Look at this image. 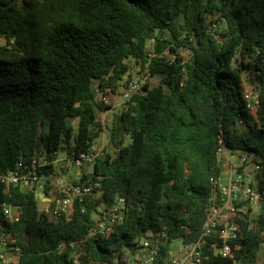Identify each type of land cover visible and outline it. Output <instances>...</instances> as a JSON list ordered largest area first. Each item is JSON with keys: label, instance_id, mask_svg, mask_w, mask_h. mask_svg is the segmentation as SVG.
Here are the masks:
<instances>
[{"label": "trees", "instance_id": "obj_1", "mask_svg": "<svg viewBox=\"0 0 264 264\" xmlns=\"http://www.w3.org/2000/svg\"><path fill=\"white\" fill-rule=\"evenodd\" d=\"M0 39V176L21 163L39 179L0 181V264H126L124 252L147 250L146 239L158 246L155 264H171L173 241L200 242V264H264V0H0ZM135 65L148 79L118 116L113 152L72 184L100 187L73 196L69 218L53 203L42 211L39 194L98 143V111L111 108L101 98L121 95ZM222 148L259 166L261 197L256 218L236 202L240 232L226 258L215 254L220 234L203 229ZM118 198L112 233L91 236Z\"/></svg>", "mask_w": 264, "mask_h": 264}, {"label": "built area", "instance_id": "obj_2", "mask_svg": "<svg viewBox=\"0 0 264 264\" xmlns=\"http://www.w3.org/2000/svg\"><path fill=\"white\" fill-rule=\"evenodd\" d=\"M152 44L153 42H151L150 46H152ZM147 79L148 77L144 75L135 79L132 78L125 80L120 96L127 103L132 99L133 96L137 94H143V86ZM113 97V94L107 93L102 96L101 99L105 104L110 105ZM246 98L248 100V107L250 110L252 112H256L259 105L257 96L253 95L252 92H249L247 89ZM224 151L225 150L223 148L219 149L220 156ZM105 153L106 151L102 147H100L98 144H94L86 154H82L75 161L74 167L80 171L84 170L93 165L97 158L103 156ZM239 162L240 165H236L234 167V177L227 186L222 185L220 181L218 182L219 192H216L213 195L211 206L208 210L207 218L203 228L204 236H209L215 232L220 234V238L224 240V245L223 247L216 249L215 254L221 255L225 258L233 256L229 242L233 239H236L238 233L240 232L239 224L231 220L232 214L236 213V202H248V204L260 209V194L251 182L246 183L245 174L239 172V168H241V166L246 164L249 165L252 161L246 157H243L239 160ZM22 168V164L19 163L15 170L9 171L8 173L0 176V181L7 188H10L12 185H21L23 187H27L30 184L39 182V179L35 173L31 174L25 172V170ZM252 168L253 170L257 171L259 166L252 164ZM99 187L100 184L94 185L93 183H88L84 186L72 185L70 187L61 185L60 191L55 193L54 200H51L52 196L49 195L47 198H50L49 201L55 206L56 217H59L63 214L69 218L73 214V196L89 195L93 193L95 188ZM41 194H39V196H41ZM124 204L125 199L118 198L110 212L96 220L94 228L91 231V236L98 234L109 236L113 231L114 225L121 219V210L124 208ZM226 208L229 210V215L224 217L223 210ZM3 210L6 217L11 222H18L20 220V212L17 208L9 204H4ZM220 227L222 228L219 229ZM142 244L147 249L148 254L144 260L140 259L139 264H155L156 257L158 255V246L155 245L153 241L148 239L144 240ZM3 245L6 246V243ZM70 246L72 248L74 247L72 244ZM199 246L200 242L192 246L179 248L178 251L174 252L171 259V264H200L201 258L198 252ZM66 248L67 245L62 244L59 246L58 250L63 252Z\"/></svg>", "mask_w": 264, "mask_h": 264}, {"label": "rangeland", "instance_id": "obj_3", "mask_svg": "<svg viewBox=\"0 0 264 264\" xmlns=\"http://www.w3.org/2000/svg\"><path fill=\"white\" fill-rule=\"evenodd\" d=\"M220 26H221L222 29L224 28V24L223 23H221ZM4 44H6V41L3 40V39H0V45H4ZM183 53H184L185 56H188L187 52H183ZM138 70H139V68L135 65L133 70H132V73H131L132 78L135 79V78L139 77ZM151 82H152V84L156 85L158 83V80L157 79H153ZM247 89H248L249 92L250 91L252 92V88L250 86H247ZM104 113H105V111H102V112L98 111L99 120L100 121L103 120L104 123L107 125V130H106L107 134L104 135V138H103V140H101V143H99L100 144L99 146L102 147L105 151H108V152L112 153L113 150H114V146H113L112 142L110 141V137H111L110 135L115 130L118 116H117V114H112V113L111 114H104ZM230 154L237 155L238 153L230 152ZM62 158H63V160H62L61 163L63 165H65V162H66L65 157H62ZM234 162H235V160H234ZM93 167L94 166H91L89 168L90 173L93 171ZM241 168L243 169L244 172L247 173L248 172L247 169H249V166L243 165ZM253 180L254 179L252 177L250 182H252ZM60 187L61 186L59 185V183L55 182L53 191H51L49 193V196H52L51 200H54L55 193L60 191ZM65 187H67V186H65ZM49 199L50 198H47V196L46 195L44 196V194H43V198H41V202H40V209L42 211L48 210V209L53 207V204H52V202L49 201ZM249 210H251L252 216L256 218L258 216V214H259V210L260 209L254 207V206H252L250 204H246L240 211L248 212ZM237 211L238 210L236 209V212ZM172 247H173V250L175 252L179 247H184V246L182 245V243L180 241H173ZM147 254H148V251L145 250V249H140V251H136L135 254L131 253L130 251H125L124 255H123V261L126 264H138V261H140V259L144 260ZM13 259H15V258L14 257H9V256L7 258V260H13Z\"/></svg>", "mask_w": 264, "mask_h": 264}, {"label": "crops", "instance_id": "obj_4", "mask_svg": "<svg viewBox=\"0 0 264 264\" xmlns=\"http://www.w3.org/2000/svg\"><path fill=\"white\" fill-rule=\"evenodd\" d=\"M125 103L126 102L124 101V99L120 95L114 96L113 100H112V102L110 104L111 108L106 110L104 114H111L112 113V114H117V116H119V114H121L123 108L125 107ZM101 123L104 126V132L102 133L100 139L98 140V143H97L98 145H100L99 143H101V140H103L104 135L107 134V132H106L107 125L104 123L103 120H101ZM110 141H111V137H110ZM239 157H240V154L239 155L238 154L237 155L230 154V152L227 151V150H225L223 152V154L221 155V162H222V165H223V174H222V178L220 180V183L222 185L227 186L230 183V181L233 179L234 174H235L234 167L236 165H240ZM234 160H235V162H234ZM251 160L252 159L250 158V161ZM248 166H249V169H247V171L249 173L248 172L246 173V172L243 171L242 168H239V172L245 174V176H246V183H250L252 177L254 179L252 165H248ZM67 167H69L70 172L64 174L62 177H59V178L55 179L53 181L54 185H55V182H57V183H59L60 186L64 185V186L70 187V186H72L74 181H76V180H78L80 178V176H81L80 170H77L75 167H72V166L70 167V164H67ZM89 168L86 169L87 173L90 172ZM223 215H224V217H227L229 215V210L227 208L223 210ZM179 248H181V247H179ZM178 249L176 251H178ZM138 264H139V261H138ZM259 264H262V257H261V260L259 261Z\"/></svg>", "mask_w": 264, "mask_h": 264}, {"label": "water", "instance_id": "obj_5", "mask_svg": "<svg viewBox=\"0 0 264 264\" xmlns=\"http://www.w3.org/2000/svg\"><path fill=\"white\" fill-rule=\"evenodd\" d=\"M40 198H43V194H41Z\"/></svg>", "mask_w": 264, "mask_h": 264}]
</instances>
